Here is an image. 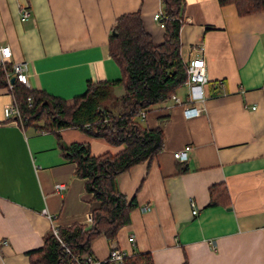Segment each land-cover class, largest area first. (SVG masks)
Masks as SVG:
<instances>
[{
  "label": "crops",
  "instance_id": "crops-1",
  "mask_svg": "<svg viewBox=\"0 0 264 264\" xmlns=\"http://www.w3.org/2000/svg\"><path fill=\"white\" fill-rule=\"evenodd\" d=\"M161 7L162 0H0V46L11 50L0 65V264H30L27 252L41 247L53 224H90L92 195L66 145L87 142L94 155L121 149L76 128L56 134L6 117L12 64L25 63L29 90L70 103L88 82L121 78L108 52L120 15L139 12L153 43L162 42L165 32L153 20ZM181 20L182 61L198 50L205 59V100L199 115L185 118L183 109L195 103L181 86L178 103L155 104L141 120L162 129L163 145L116 177L119 192L136 206L115 239L91 242L96 264H122L108 261L113 246L125 256L148 253L153 264H264V11L239 16L233 4L184 0ZM178 150L187 160L174 158ZM212 185L218 203L209 206Z\"/></svg>",
  "mask_w": 264,
  "mask_h": 264
},
{
  "label": "trees",
  "instance_id": "trees-1",
  "mask_svg": "<svg viewBox=\"0 0 264 264\" xmlns=\"http://www.w3.org/2000/svg\"><path fill=\"white\" fill-rule=\"evenodd\" d=\"M162 2L168 19L159 44H154L144 30L139 12L122 14L116 19L108 38V52L120 69L119 80L88 82L86 91L72 98L70 103L13 82L12 92L22 126L56 134L61 129L76 128L109 145L121 147L115 154L94 155L87 142L66 145L64 153L75 163V175L85 180V190L92 195L90 224L58 226V238L50 230L41 247L27 252L30 264H76L74 256L90 253L91 242L96 237L103 235L113 240L118 230L129 223V214L136 203L134 198L128 200L119 192L116 177L136 164L150 161L163 145L162 129L143 125L140 112L148 113L151 106L169 100L186 79L180 56L184 0ZM217 2L221 6L233 4L239 16L264 11V0ZM3 73L0 67L1 85ZM116 86L123 90L117 97L112 92ZM28 97L32 99L30 106ZM215 188V185L209 187V206L218 203ZM224 194L222 188L219 196ZM122 264H153V260L148 253H137L125 256Z\"/></svg>",
  "mask_w": 264,
  "mask_h": 264
},
{
  "label": "built area",
  "instance_id": "built-area-1",
  "mask_svg": "<svg viewBox=\"0 0 264 264\" xmlns=\"http://www.w3.org/2000/svg\"><path fill=\"white\" fill-rule=\"evenodd\" d=\"M29 17V11L26 7H23L21 9V19H27ZM168 19V16L164 12L163 8H159L156 13L153 14V20L156 22L157 26L164 30V24L165 21ZM200 55L197 57H193L190 59H187L183 61L185 69H186V79L183 82V86L188 89V102L189 103H195L193 106H186L183 109V116L185 118H192L197 115H199L201 111V107L199 104L205 100V95L202 90V86L207 82L206 77V66H205V59L203 57V54L201 50H198ZM11 56V50L9 46H0V64L4 66L6 62L9 60ZM11 74L12 77H14V82H18L28 88V82H27V73H26V67L25 63L16 62L12 64L11 68ZM7 89L11 94V101L10 103L5 107V116L6 117H12L14 116L17 122L22 126L21 119H20V112L17 107L16 99L12 92V82L11 77L7 75ZM170 100H173V102L178 103V98L175 94H173L170 97ZM32 99L31 97L27 98L28 106L31 105ZM146 113L141 111L140 112V119L143 120ZM174 158L177 161H185L188 158L186 150H178L173 153ZM59 187V185H57ZM190 206V213L192 216L197 215L198 208L194 204L193 201L190 200L189 202ZM151 208L149 206H142L141 210L143 212L149 211ZM42 213L47 215V217L51 220V223L53 222L54 218L50 214L46 212V210H42ZM58 226L56 224L51 225V232L54 236L58 238ZM62 246L66 252H68L67 246L62 243ZM125 257V254L120 251L116 247H112L110 249L109 255H108V261L111 262H118L121 263L123 258ZM74 261L76 264H96L97 261L91 255V253H84L80 256H74Z\"/></svg>",
  "mask_w": 264,
  "mask_h": 264
},
{
  "label": "water",
  "instance_id": "water-1",
  "mask_svg": "<svg viewBox=\"0 0 264 264\" xmlns=\"http://www.w3.org/2000/svg\"><path fill=\"white\" fill-rule=\"evenodd\" d=\"M11 82H12V83L14 82V77L11 78Z\"/></svg>",
  "mask_w": 264,
  "mask_h": 264
},
{
  "label": "rangeland",
  "instance_id": "rangeland-1",
  "mask_svg": "<svg viewBox=\"0 0 264 264\" xmlns=\"http://www.w3.org/2000/svg\"><path fill=\"white\" fill-rule=\"evenodd\" d=\"M51 230V229H50Z\"/></svg>",
  "mask_w": 264,
  "mask_h": 264
}]
</instances>
